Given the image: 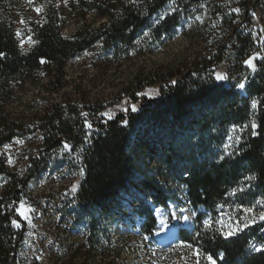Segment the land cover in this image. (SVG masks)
Segmentation results:
<instances>
[{
    "label": "trees",
    "instance_id": "trees-1",
    "mask_svg": "<svg viewBox=\"0 0 264 264\" xmlns=\"http://www.w3.org/2000/svg\"><path fill=\"white\" fill-rule=\"evenodd\" d=\"M35 8L42 9L41 17L23 24L22 35L32 38L24 50L16 22ZM257 12L264 18V0H70L63 8L55 0H0V264H27L21 257L24 223L16 208L31 179L58 154L68 167L83 170L77 205L83 214L98 215L93 229L102 221L95 233L109 234L106 226L119 216L122 195L132 186L147 197L132 210H141L150 232L152 206L166 208L175 198L167 191L174 184L179 193L186 190L194 207L204 205L216 221L222 213L223 222L242 231L228 239L217 231L220 223L182 231L158 264H175L179 257L197 264L196 249L198 264H208L206 256L215 264H264V252L246 251L264 245V220L254 222L244 211L264 212V57L253 72L244 65L254 54L264 56L261 34L252 24ZM90 15L93 23L62 34L69 20ZM177 33L188 43L176 61L150 64L149 55ZM221 63L228 65L227 86L215 79ZM88 69L94 71L89 81ZM119 70L133 71L124 89L140 109L106 119V97L93 89ZM241 82L245 87L238 91ZM152 87H159L157 99L138 96ZM29 136L36 137L34 153L28 174L20 178L8 168L3 148ZM149 152L161 168L157 175L145 164ZM203 218L198 213L197 225ZM110 240L88 239V247L108 257L102 264H113Z\"/></svg>",
    "mask_w": 264,
    "mask_h": 264
},
{
    "label": "rangeland",
    "instance_id": "rangeland-1",
    "mask_svg": "<svg viewBox=\"0 0 264 264\" xmlns=\"http://www.w3.org/2000/svg\"><path fill=\"white\" fill-rule=\"evenodd\" d=\"M69 1L55 0V3L59 8H63ZM25 11L27 10L25 9ZM40 17L41 12L37 13L32 10L27 11L26 19L17 20L16 30L19 33L17 35L22 49L27 50L32 45L31 36L22 35L23 24L26 20L30 23L37 22ZM93 19V15L87 16L85 21H77L76 18H72L67 22L62 34L71 36L84 23H93ZM252 24L254 30L261 34V41L264 45V18L259 12L255 13ZM187 43L185 37L177 33L158 53L149 55L150 64L173 63L179 53L186 48ZM251 57H256L253 60L255 65L264 56L254 54ZM139 66H141L140 63H138ZM246 68L253 72L248 67ZM79 73L80 70L75 69L72 74L77 76ZM117 73L116 76L101 79L102 81L97 82L93 89L95 95L106 97V108L102 112L106 119H112L117 114L126 111L137 113L140 109L139 103L128 99L124 89L126 82L133 76V71L119 70ZM218 73L227 76V80H216L219 85L227 86L232 83L229 81V69L226 63H221L218 66L215 77ZM84 75L85 79L89 81L93 77L94 71L88 69ZM237 90L243 89L237 88ZM138 96L147 100H155L159 97V87L146 88L139 92ZM133 105L137 109L135 112L131 110ZM35 140L36 137L29 136L23 140H14L3 148V152L7 156L8 168L20 178L28 174L29 158L30 154L34 153V150L31 149L35 145ZM60 155L58 154L39 176L31 179L25 196L16 208V215L24 223L26 240L21 257L27 259V264H102L108 257L96 251L95 248L88 247L87 244L90 237L96 238L102 243L103 240H107V236L111 238L110 242L115 249V254L109 258L113 264H158L165 257L168 248L181 240L182 231L193 233L196 227L206 229L205 220L212 221L211 227L216 223V220L211 216L210 209L200 203H196V207H194L185 189L179 193L180 188L170 184L167 191L175 198H172L173 201L169 202L166 208L152 206L155 223L153 229L146 232L145 219L140 214L141 210L133 211L132 209H137L138 199H147V197L142 195L138 187L132 186L122 195V202L116 211L119 216L113 218L112 222L106 226L109 234L103 236V233H95L102 221H97L98 225L96 224L93 229L92 220H97L98 215L83 214L77 205V190L83 178L79 170L68 167L66 162L61 160ZM73 157L75 158L72 155ZM9 160L12 162L9 163ZM144 161L149 172L155 175L160 172L161 168L153 152L144 155ZM1 185H5V183ZM73 186H75V190H73ZM218 206L221 209V205ZM157 208L162 211L157 213L155 211ZM180 209H184V211L180 212ZM20 213H24L27 219L23 218ZM172 213H175L177 217L188 216L189 219L187 221L173 220ZM198 213L204 215L199 225L196 223ZM260 213L261 211L258 209H253L251 213H247V217L254 222H261ZM217 216V220H223L221 219L222 213ZM161 220H164V224H161ZM223 224L228 225L229 222H223ZM224 229L227 230L226 227ZM252 246H248L247 253H256ZM192 258L199 262L201 257L193 255ZM207 258L208 256L205 258L207 263L212 264L213 260L209 261ZM220 258L222 257L220 256ZM187 259L179 257L175 260V264H190L185 263Z\"/></svg>",
    "mask_w": 264,
    "mask_h": 264
},
{
    "label": "snow or ice",
    "instance_id": "snow-or-ice-1",
    "mask_svg": "<svg viewBox=\"0 0 264 264\" xmlns=\"http://www.w3.org/2000/svg\"><path fill=\"white\" fill-rule=\"evenodd\" d=\"M28 3L31 4V3H32V0H28ZM41 10H42V9H40V8H35V11H37V13H39ZM236 11H239V10L237 9ZM21 22L23 23V21H21ZM17 34L19 35V33H17ZM3 55H4L3 53H0V56H3ZM255 58H256V57H250L249 59H247V60L244 61V64L246 65V67H248V68L251 69L252 71H255V70H256V69H255V65H254V63H253V60H254ZM42 62H43V61H42ZM215 78H216L217 81H224V80H227V76H225L224 74H221V73H218V74L216 75ZM237 87H238L239 89H244L245 84H244L243 82H241V83H239V84L237 85ZM256 106H257V102H256L255 100H253V101H252V108L255 109ZM131 110H132L133 112H135L137 109H136V107L133 105ZM102 115H103V114H102ZM109 118H110V117H109ZM85 127H86L87 129L91 130L92 125H91L90 123H88V122H85ZM245 127H247V125H245ZM251 128H252V133H251V134H252L253 136H256L257 133H256L255 129L257 128V125H256V123H255L254 121H253L252 124H251ZM236 130H237V129L234 127L231 131L234 132V131H236ZM229 139H231V136L229 137ZM237 140H239V137H237ZM68 147H69V146H68L67 144L64 145V148H65V149H67ZM227 154H228V153H227V151H226V152H225V155H227ZM221 159H223V156H221ZM11 162H12V161L9 160V163H11ZM81 175H83V170H81ZM249 179H254V177H250ZM73 190H75V186H73ZM233 194H235V191L233 192ZM260 203H262V202H261V201H257V204H260ZM155 211H156L157 213H160L162 210L159 209V208H157ZM183 211H184V209H180V212H183ZM244 211H245V213H251V212L253 211V209H252V208H246V209H244ZM20 214H21V216H23V218L27 219V216H25L24 213H20ZM259 216H260V219H261V220H264V212H261V213L259 214ZM172 219H173V220L179 219L180 221H187V220L189 219V217H188V216H180V217H177V215H176L175 213H172ZM242 219L245 220V225H244V226L246 227V226H247V217L242 218ZM216 223H220V224L222 225L220 229H217V231H219L220 234H221L225 239H228V238H230L231 236L236 235L239 231H242V228H241L239 225H236V226H232L231 224L224 225L223 222L220 221V220H217ZM12 224H13V226H15V227H19V224H18L15 220L12 221ZM161 224H164V220H161ZM211 224H212V221H211V220H205V221H204V225H205V228H206V229L210 228ZM225 227H226V229H227L226 231L224 230ZM145 239H147V237H145ZM187 247L192 248V245H188ZM252 248H253V250L256 251V252H264V245H261V246H255V245H253ZM193 254H194V255H199V250H198V249L194 250V251H193ZM222 256H223V253H221V257H222ZM207 259H208L209 261H212V258H211V257H208ZM197 264H198V261H197ZM212 264H215V262L212 261Z\"/></svg>",
    "mask_w": 264,
    "mask_h": 264
}]
</instances>
